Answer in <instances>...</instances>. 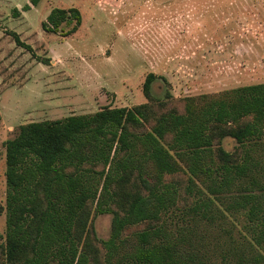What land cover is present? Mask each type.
I'll return each instance as SVG.
<instances>
[{
	"label": "trees",
	"instance_id": "trees-1",
	"mask_svg": "<svg viewBox=\"0 0 264 264\" xmlns=\"http://www.w3.org/2000/svg\"><path fill=\"white\" fill-rule=\"evenodd\" d=\"M81 24L77 8H55L42 28L69 37ZM156 79L144 82L145 104L32 122L6 142L0 264H264V83L187 98L180 113L155 101ZM183 167L188 183H168ZM105 214L101 241L92 216ZM231 216L242 230L219 229L214 243L197 235Z\"/></svg>",
	"mask_w": 264,
	"mask_h": 264
},
{
	"label": "rangeland",
	"instance_id": "rangeland-1",
	"mask_svg": "<svg viewBox=\"0 0 264 264\" xmlns=\"http://www.w3.org/2000/svg\"><path fill=\"white\" fill-rule=\"evenodd\" d=\"M55 8L80 11L76 33L63 37L43 30ZM10 32L32 51L18 46ZM150 73L157 76L155 101L180 113L187 98L263 84L264 0H40L37 6L0 0V203L6 205L8 191L5 144L21 126L145 104ZM223 147L234 153L237 143L226 138ZM188 179L183 167L167 182L184 186ZM92 217L97 238L108 240L113 215ZM236 218L199 226L197 235L214 243L219 229L221 236L233 225L243 229ZM144 228L130 229L125 237L133 239ZM6 229L4 212L0 257Z\"/></svg>",
	"mask_w": 264,
	"mask_h": 264
}]
</instances>
